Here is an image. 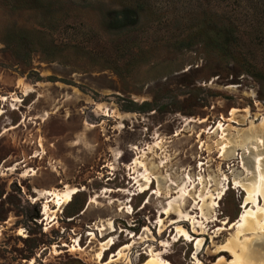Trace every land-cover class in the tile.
Masks as SVG:
<instances>
[{"label":"rangeland","instance_id":"374dc122","mask_svg":"<svg viewBox=\"0 0 264 264\" xmlns=\"http://www.w3.org/2000/svg\"><path fill=\"white\" fill-rule=\"evenodd\" d=\"M256 3L211 0L206 16L186 0H0V264H106L127 244L108 264H144L150 248L169 264H230L217 248L263 180ZM65 185L83 189L45 229L44 198H32ZM76 238L82 249L68 251Z\"/></svg>","mask_w":264,"mask_h":264},{"label":"bare ground","instance_id":"6f19581e","mask_svg":"<svg viewBox=\"0 0 264 264\" xmlns=\"http://www.w3.org/2000/svg\"><path fill=\"white\" fill-rule=\"evenodd\" d=\"M0 99L5 100L6 97L2 96ZM1 112L2 110L0 109V113ZM260 160H261V157H256L254 159V163H255V166H257L258 169H260V177L263 176V180L262 181L258 180L257 175H256L255 178L253 177L252 183H250L246 187L248 196L245 202L246 203L245 207H248V205H250L251 203H252V206L250 209L246 210L245 214H242V218L240 219L242 222L239 225V229L237 230L236 236L231 242H228L230 243V245L227 244V245L219 246L217 248L218 250L217 252H225V255L226 254L231 255V257H233L230 264H264V165L262 166ZM137 163L142 164L141 161L136 160L135 162H133V166H135ZM15 168L16 167H13V168L11 167V169H15ZM112 168L113 166L111 165V169ZM134 179H136L135 183H137L140 187L139 192H143L148 189H151L150 183L152 182V180L150 179L149 174L148 176L147 174L144 175L145 183H140L139 178L135 177ZM82 189H83L82 187H76V186L70 187V186L65 185V187L62 190L44 189L42 192H39L36 197L32 198L34 201L37 200L38 198H42V197L44 198L43 199V215H44L43 220H46L45 229H47L48 227L52 226L55 223V218H56L55 212H59L61 208L64 205H66L68 202H70L73 196L79 191H81ZM157 192H160V191H157ZM152 193L154 194L156 193V191L152 190ZM132 194H136V193H132ZM179 197L182 198L183 196L179 195ZM218 197H220V193H218V196H216L214 199L217 200ZM194 199H197V198L195 197ZM204 199L205 198L202 197L201 200L204 201ZM215 200L212 203L213 206L216 205ZM93 201L94 199L91 198L90 202H93ZM50 204H52L53 206L52 208ZM199 204H200V201L197 202L196 204L197 206H194L193 209H196L197 211L199 209L202 211V206L198 208ZM123 208L124 207H122V209ZM129 208H131V206ZM174 209L175 207L173 205V202L170 201L168 204V207H166L165 211H163V214L164 213L166 215L170 214L172 213ZM189 220H191V218H189ZM178 221H185V219L178 218ZM159 223H161V228L164 229L163 227L165 223H164L162 215L159 218ZM193 224L195 227L194 230L197 231L198 227H196L194 219H193ZM201 227L203 226L201 225ZM105 229L114 230V225L112 224L111 221H109L106 226L100 227L101 232H103ZM178 233L179 234L177 236L179 237H186L188 239H192V236L189 234V232L181 226H178ZM88 234L90 236L89 242L95 239V236H96L95 232L90 231ZM73 242H74L73 245H68L66 243H63V246L69 247L68 251H71V252L76 251L77 249H80V250L82 249V246L78 242L77 238L74 239ZM112 243H114L113 237H111L109 240H106V241L99 240L98 248L94 253V258L97 262L101 261L104 255V252L107 249H109ZM196 245H197V249L199 250L200 246L202 245V240H198ZM127 247H130V245L127 244L124 247H122L117 253H113L106 264L116 262L117 258L121 256L120 254L121 250ZM148 251H149L150 259L144 264H169L166 260H163V258L159 257L160 255H158L157 252H154L152 248H150ZM60 252H63V250L55 249L53 254H58ZM222 259L223 258L221 257L219 262H222ZM33 262H34L33 259H31L29 261V264H32Z\"/></svg>","mask_w":264,"mask_h":264},{"label":"trees","instance_id":"16d2710c","mask_svg":"<svg viewBox=\"0 0 264 264\" xmlns=\"http://www.w3.org/2000/svg\"><path fill=\"white\" fill-rule=\"evenodd\" d=\"M139 3V5H143L146 4L148 5V0H137ZM210 1L211 0H186L187 5L189 7V10L192 11L191 13H195V14H204L206 16H208L210 14L209 12V5H210ZM222 1H226L230 6H232L234 4V1L232 2L233 4L231 5V3L228 2V0H222ZM254 7H260L259 11H264V0H257V3L253 5ZM256 9V8H255ZM231 22V21H230ZM231 34V33H230ZM231 38H232V34H231ZM261 38V37H259ZM217 38H215L214 41H216ZM225 39L228 40L227 36H225ZM232 40V39H231ZM233 40H236L235 37H233ZM261 41V40H260ZM229 41H221L220 43H223V45L228 44ZM181 45H187L190 46L191 44H183V42H181ZM145 105V104H144Z\"/></svg>","mask_w":264,"mask_h":264},{"label":"crops","instance_id":"0c3cea01","mask_svg":"<svg viewBox=\"0 0 264 264\" xmlns=\"http://www.w3.org/2000/svg\"><path fill=\"white\" fill-rule=\"evenodd\" d=\"M72 201V200H71ZM69 203V202H68ZM67 203V204H68ZM83 208V206L82 207H80L79 209H77L78 211H74V212H78V214H79V212L81 211V210H83L82 209ZM70 214H72V215H69V219L71 220V219H73L72 217H74L77 213H70Z\"/></svg>","mask_w":264,"mask_h":264}]
</instances>
